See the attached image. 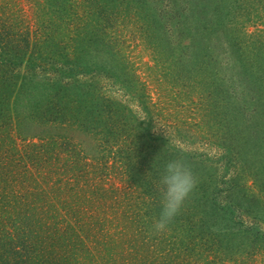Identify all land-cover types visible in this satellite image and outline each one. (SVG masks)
Here are the masks:
<instances>
[{
    "label": "rangeland",
    "instance_id": "obj_1",
    "mask_svg": "<svg viewBox=\"0 0 264 264\" xmlns=\"http://www.w3.org/2000/svg\"><path fill=\"white\" fill-rule=\"evenodd\" d=\"M0 25V44L32 31L36 60L0 54L31 83L0 97L11 141L0 160L32 165L39 145L52 158L42 166L71 177L63 216L84 225L87 258L264 264V0H0ZM64 100L73 114L60 123ZM53 131L56 143L33 138ZM177 158L197 185L156 233L157 184Z\"/></svg>",
    "mask_w": 264,
    "mask_h": 264
},
{
    "label": "trees",
    "instance_id": "obj_2",
    "mask_svg": "<svg viewBox=\"0 0 264 264\" xmlns=\"http://www.w3.org/2000/svg\"><path fill=\"white\" fill-rule=\"evenodd\" d=\"M3 28L0 25L1 32ZM32 36V31L28 29L23 32L17 31L13 33V37L7 38L3 44H0V54L4 61L9 64L27 61L29 66L31 63L36 64V60L34 61L33 56L28 53L32 45L30 40V38L33 39ZM1 37L0 33V39ZM38 41L39 39H35V42ZM261 44L254 46L257 50L255 53L264 55V45ZM64 49L67 50V47ZM70 55L72 54H63L58 63L62 62L63 66ZM2 64L0 63V97H15L19 82L21 80L26 82L30 75L2 69ZM62 71L67 72L65 69ZM28 84L31 83L26 82L24 86ZM50 99L54 102L55 97L52 96ZM66 99L67 96H65ZM65 100L57 106L60 110L54 112L56 117L61 119L60 123L65 122L67 115L73 114L70 111L72 107L67 104L68 100L67 102ZM4 105L3 101L0 102V127H2L0 128V152L10 148V145H7L11 142L8 140L10 135L5 134L10 130L4 127V117L7 115ZM49 107L52 109L50 105ZM44 116L48 115L44 114ZM40 134L35 133L33 138L43 139L50 144L56 143L54 138L58 141L57 136L62 135L53 131L49 134L50 139L42 138ZM23 141L27 143L26 139ZM41 148L39 145L32 146L29 159L34 165L23 166L24 156L21 155H19V161L16 158H10L14 160L7 159L8 162L3 164L6 158L2 157L0 160V264H94L95 260L87 258L84 251L85 241L89 238L84 225L82 222L71 221L72 218L63 216L64 210L73 204L68 198L76 186L71 181V177L64 178L55 173L52 166L48 168L42 166V163L51 161L52 158L47 157L46 154L40 155L44 153ZM13 165L19 166V169L12 168ZM39 166H41L40 169ZM98 243L100 244L99 239ZM160 253L163 254V251ZM173 254L167 252L166 256L171 257ZM146 255L148 259L137 264H154L158 261L152 258L154 254ZM163 262L168 264L166 261Z\"/></svg>",
    "mask_w": 264,
    "mask_h": 264
},
{
    "label": "clouds",
    "instance_id": "obj_3",
    "mask_svg": "<svg viewBox=\"0 0 264 264\" xmlns=\"http://www.w3.org/2000/svg\"><path fill=\"white\" fill-rule=\"evenodd\" d=\"M196 185L197 179L184 159H173L164 165L157 184L161 194V211L153 224L156 233L167 230Z\"/></svg>",
    "mask_w": 264,
    "mask_h": 264
}]
</instances>
